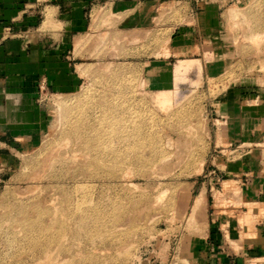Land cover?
I'll use <instances>...</instances> for the list:
<instances>
[{
  "label": "rangeland",
  "instance_id": "374dc122",
  "mask_svg": "<svg viewBox=\"0 0 264 264\" xmlns=\"http://www.w3.org/2000/svg\"><path fill=\"white\" fill-rule=\"evenodd\" d=\"M24 3L74 81L0 80V264H264V0Z\"/></svg>",
  "mask_w": 264,
  "mask_h": 264
},
{
  "label": "crops",
  "instance_id": "0c3cea01",
  "mask_svg": "<svg viewBox=\"0 0 264 264\" xmlns=\"http://www.w3.org/2000/svg\"><path fill=\"white\" fill-rule=\"evenodd\" d=\"M25 7L24 0H0V80L20 78L22 83L31 84L35 78L45 76L48 86L54 89H67L73 85L72 70L67 67L60 68L47 52L28 55L25 52V45L20 40L9 41L4 37L6 28L2 21L10 17L20 19V16L23 17L25 14ZM54 8L58 10L57 7ZM28 20L35 24L36 17H29ZM80 24L78 17L70 21L73 28L79 27ZM217 24L216 18L211 19L207 28H216Z\"/></svg>",
  "mask_w": 264,
  "mask_h": 264
},
{
  "label": "bare ground",
  "instance_id": "6f19581e",
  "mask_svg": "<svg viewBox=\"0 0 264 264\" xmlns=\"http://www.w3.org/2000/svg\"><path fill=\"white\" fill-rule=\"evenodd\" d=\"M84 125H85V124H84ZM84 125H83V126H84ZM85 126H86V125H85ZM75 129H76V128H75ZM77 130H78V129H77ZM77 130H76V131H77ZM76 131H75V132H76ZM88 133H89V132H88ZM90 133H91V132H90ZM77 134H79L78 131H77ZM81 137H82V136H81ZM87 145H88V146H93L94 144H93L92 142H90V140H88Z\"/></svg>",
  "mask_w": 264,
  "mask_h": 264
}]
</instances>
